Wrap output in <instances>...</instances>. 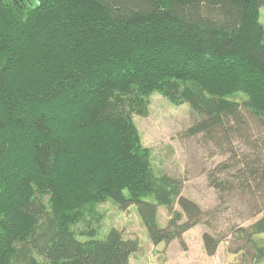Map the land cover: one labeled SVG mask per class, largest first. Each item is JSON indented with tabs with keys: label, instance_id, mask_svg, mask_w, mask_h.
Here are the masks:
<instances>
[{
	"label": "trees",
	"instance_id": "obj_1",
	"mask_svg": "<svg viewBox=\"0 0 264 264\" xmlns=\"http://www.w3.org/2000/svg\"><path fill=\"white\" fill-rule=\"evenodd\" d=\"M22 2L0 0V264H130L139 238L76 229L107 202L136 206L153 245L211 227L217 209L186 199L141 146L134 117L154 94L189 104L185 135L227 156L209 185L221 203L252 202L261 217L231 233L263 263L264 0ZM203 235L212 257L221 240Z\"/></svg>",
	"mask_w": 264,
	"mask_h": 264
},
{
	"label": "rangeland",
	"instance_id": "obj_2",
	"mask_svg": "<svg viewBox=\"0 0 264 264\" xmlns=\"http://www.w3.org/2000/svg\"><path fill=\"white\" fill-rule=\"evenodd\" d=\"M12 1L24 4L20 0ZM260 15L264 26V7ZM149 111L148 116H135L134 123L140 134L141 146L151 152L152 168L159 174L180 178L184 182L183 196L194 201L204 212L217 209L215 212L218 214L211 216V227L200 224L184 234L182 240L153 245L136 206L122 211L115 204L107 202L97 207L101 220L93 221L87 217L84 223L76 227L78 232L85 230L87 222H92V227H98L96 239L104 240L112 229L124 231L129 238H139L143 250L132 256L130 264H252L250 257H243V252H235L241 243L236 244L235 235L231 232L236 227L251 226L261 216H255L252 202L246 196L244 199L236 193L221 203L216 190L209 185V172L227 156L220 154L214 145L205 144L201 137L189 138L185 135L184 131L196 119V113L189 104L175 106L162 95L154 94L150 97ZM253 130L257 136L264 132L257 126ZM238 150L241 153L249 152L244 145ZM175 209L180 210L178 205ZM158 214L159 224L165 228L170 219L168 208H160ZM205 233L221 240L217 253L212 257L207 255L203 244Z\"/></svg>",
	"mask_w": 264,
	"mask_h": 264
},
{
	"label": "flooded vegetation",
	"instance_id": "obj_3",
	"mask_svg": "<svg viewBox=\"0 0 264 264\" xmlns=\"http://www.w3.org/2000/svg\"><path fill=\"white\" fill-rule=\"evenodd\" d=\"M23 0H20V2H22Z\"/></svg>",
	"mask_w": 264,
	"mask_h": 264
}]
</instances>
